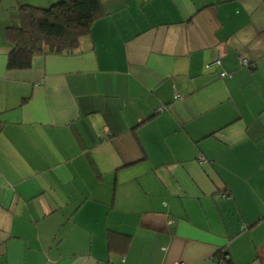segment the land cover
Instances as JSON below:
<instances>
[{"label":"crops","instance_id":"1","mask_svg":"<svg viewBox=\"0 0 264 264\" xmlns=\"http://www.w3.org/2000/svg\"><path fill=\"white\" fill-rule=\"evenodd\" d=\"M56 1L0 0V264H260L264 0H99L9 68L18 6Z\"/></svg>","mask_w":264,"mask_h":264},{"label":"trees","instance_id":"2","mask_svg":"<svg viewBox=\"0 0 264 264\" xmlns=\"http://www.w3.org/2000/svg\"><path fill=\"white\" fill-rule=\"evenodd\" d=\"M19 25L9 27L11 50L8 67L23 69L36 55H63L75 52L93 23L102 14L99 0H58L48 7L31 4L18 6ZM124 245L129 237L123 238ZM110 247L115 242L108 240ZM260 264L264 258L257 257ZM217 264H233L226 248L215 254Z\"/></svg>","mask_w":264,"mask_h":264},{"label":"built area","instance_id":"3","mask_svg":"<svg viewBox=\"0 0 264 264\" xmlns=\"http://www.w3.org/2000/svg\"><path fill=\"white\" fill-rule=\"evenodd\" d=\"M244 63H246L245 61H244ZM213 64H220V56L219 55H217V58L213 61ZM228 74L227 73H225V72H222L221 73V76L222 77H224V76H227ZM175 264H183L182 262H177V263H175Z\"/></svg>","mask_w":264,"mask_h":264}]
</instances>
